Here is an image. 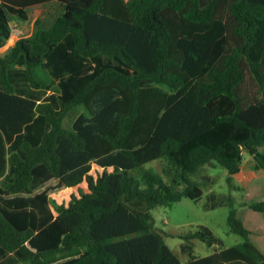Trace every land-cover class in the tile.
<instances>
[{"label":"trees","instance_id":"16d2710c","mask_svg":"<svg viewBox=\"0 0 264 264\" xmlns=\"http://www.w3.org/2000/svg\"><path fill=\"white\" fill-rule=\"evenodd\" d=\"M50 1L52 24L0 55V192L31 193L36 170L65 189L49 197L50 243L31 251L25 215L0 211V250L23 264H264L236 215L264 213V198H209L240 241L200 226L180 237L185 263L150 213L199 201L207 164L230 190L243 153L264 172V0H0V48L12 18ZM192 240L212 252L193 256Z\"/></svg>","mask_w":264,"mask_h":264},{"label":"crops","instance_id":"0c3cea01","mask_svg":"<svg viewBox=\"0 0 264 264\" xmlns=\"http://www.w3.org/2000/svg\"><path fill=\"white\" fill-rule=\"evenodd\" d=\"M51 5L56 6L55 10H51ZM42 7L46 8L42 11ZM26 11L28 14L26 22H22L15 18L10 22L11 33L6 42L8 43V41H12V39L10 40V37L13 32L15 33L16 38L8 48L12 47L18 39L32 36L35 30L36 20L40 21L43 28H48L53 20L60 15L62 7L58 2L50 1L27 7ZM51 59H53V56ZM12 148L14 150L17 149L15 145ZM207 165H209V172L212 173V175L209 176L210 185L208 191V196L211 198L212 196H215L213 191L214 180L221 179L222 185L227 186V173L224 169L223 172L214 173L218 166L212 163ZM5 179L6 175L4 174V176L0 178V182ZM33 182L31 193L6 195L0 192V211L12 214L22 213L25 215L28 221V226L34 230L32 238L33 245L31 246L29 243H26V246L34 252L37 246L39 247L48 244L53 240L51 235L43 234L45 228L55 219L49 203V197L55 192L63 191L65 187L61 186L56 178L49 177L42 170H36ZM232 184L243 192L240 200L234 199L236 202L264 198V172L253 171L251 158L245 153L242 154L241 170L232 177ZM236 215L242 222L243 226L250 232V241L262 254H264V213L254 212L246 207H242L237 209ZM0 264L23 263L19 262V256L16 253H6L0 250Z\"/></svg>","mask_w":264,"mask_h":264},{"label":"rangeland","instance_id":"374dc122","mask_svg":"<svg viewBox=\"0 0 264 264\" xmlns=\"http://www.w3.org/2000/svg\"><path fill=\"white\" fill-rule=\"evenodd\" d=\"M54 5H51V10H55ZM46 7H42V11ZM40 9V10H41ZM14 20V18H12ZM16 35L13 32L10 37L11 42L8 41L0 48V55L3 56L9 49L8 46L15 41ZM52 81H55L53 78ZM63 127L69 128L70 119L66 118L62 122ZM158 162H151L143 166L145 170L151 169L155 171L158 167ZM221 167H217L214 173L223 172ZM212 173L209 172V165L202 167L200 172L192 177L193 181L201 188L202 197L197 202H192L186 198H182L179 202L174 203L170 208L158 207L150 211L155 221V227L167 233L168 236L164 238V241L168 248L176 255L180 263L188 261L189 256L181 251V246L185 242L180 238L182 235L195 232L200 226L209 228L212 233L220 238L225 247L231 246L240 241L239 237L228 232L227 227V207H217L215 209H209V176ZM207 179V180H206ZM213 191L216 201H219L222 196L227 193L235 200H240L243 195L241 189L236 188L234 190L228 189L227 186H223L221 179L214 180ZM192 248V255L195 257H203L212 252L211 248H208L205 244L197 240H192L188 243Z\"/></svg>","mask_w":264,"mask_h":264}]
</instances>
